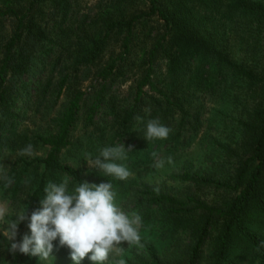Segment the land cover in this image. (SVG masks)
<instances>
[{"label": "trees", "instance_id": "16d2710c", "mask_svg": "<svg viewBox=\"0 0 264 264\" xmlns=\"http://www.w3.org/2000/svg\"><path fill=\"white\" fill-rule=\"evenodd\" d=\"M136 1L106 0L89 25V15L80 25H70L71 0H0L16 5L0 10L15 18L0 45V167L1 158L25 139L17 126L31 111L32 88H39L34 110L46 102L54 109L65 90L86 81L98 61L99 90L90 99L72 90L49 117L50 132L37 137L48 150L43 159L31 161L42 164L43 173L29 196V215L49 182L66 179L71 192L76 182L108 181L121 191L115 177L60 159L84 108L85 132L104 109L115 128L112 146L115 138L126 137L134 150L149 146L153 154L189 146L203 127V100L208 99L219 105L209 116L215 122L228 120L239 135L235 150L218 143L215 150L236 160L233 176L204 178L198 171L192 174L188 163V169L168 177L186 187L220 190L225 198L209 205L189 190L175 194L144 181L132 184L130 193H120L124 206H134L141 230L157 228L155 235L173 242L157 249L139 231L143 246L125 264H264V248L256 250L264 241V0H147L146 9H136ZM112 41H120L119 53L104 61ZM128 70L136 79L135 96L116 110L112 87L127 81ZM137 115L143 122L134 119ZM156 118L172 131L166 139H145L146 122ZM19 162L25 161L18 158L15 164ZM14 172L2 184L10 187L5 177L12 180ZM6 244L0 235V247ZM9 258L10 264L32 263L18 252Z\"/></svg>", "mask_w": 264, "mask_h": 264}, {"label": "rangeland", "instance_id": "374dc122", "mask_svg": "<svg viewBox=\"0 0 264 264\" xmlns=\"http://www.w3.org/2000/svg\"><path fill=\"white\" fill-rule=\"evenodd\" d=\"M104 1L106 0H71L67 23L70 25H72V23L74 25H80V23L83 21L82 19L85 16H90L91 18H87L85 23V25H89L90 21H92V17L98 13V5ZM145 1L147 0H137L135 2L136 9H146L148 4H146ZM24 3L25 4L22 5L27 8L28 3ZM14 6L16 8L15 4ZM14 6H12V4L9 2L0 3V10L2 12L7 11V8ZM14 22L15 18L10 13L4 16L0 15V45H2L3 42L9 37L10 30ZM148 25H150V23ZM148 27L149 26L146 28L148 29ZM119 45L120 41L111 42L112 48L110 51L105 53L104 61L109 58L110 53H113V55L119 53ZM135 61L137 63L139 62L138 60ZM98 70L99 61L97 64L92 66V70L90 71L89 77L86 81L77 83L73 89L65 90L64 95H61L54 109L49 107L50 102H46L44 105L46 108L42 106L39 111H37V109L34 110L36 105V93L39 88H32L30 91L32 93L29 96V99L32 96V99H30L32 102L31 111L24 114L26 120L22 121L20 126H17V132H19L21 136H25V139H22L23 141L20 140L18 142L20 145L14 146L11 151L7 152V154L1 158L0 208L5 210V214L3 218H0V235L4 236L6 239H8V237L7 233L5 232V228L7 227L8 221L14 219L15 216L24 208H27L28 210L29 205L27 203L29 196L35 189L38 177L43 173L42 164L31 163L34 158L43 159L47 154L48 149L37 140L38 135H46L50 132L48 130L49 117L53 115V112L58 109L59 105L64 100H66L67 97L71 96L72 90L82 91L85 93V97L89 99L99 90V77L96 76ZM79 71H82V67H80ZM135 72H137V68H135ZM125 75H127V81L125 83L120 84L117 82L112 87L118 99L117 103L115 104L116 110H120L130 104L133 100V97L135 96V76L129 70ZM79 76H81V73H79ZM49 98L50 97L47 99ZM21 101V99L18 100V103H21ZM203 103V127L191 141L190 145L184 148L173 149L170 151L165 150L164 148L160 152L156 153V157H153L149 150V146L142 148L141 150H134L133 144L131 142L126 143V141H128L126 137L123 139L115 138V145L122 142L126 149L128 146H132V151L127 153V159L123 161H117V163L125 164L132 175L123 181L116 178L121 183V191L117 192V188H113V191L116 193L114 203L125 213L131 215L133 212L136 213V210L133 209L134 206L132 204L124 206L125 204H123V200H120V193H130L132 184L138 183L139 181H144L148 184H154L167 188L175 194H182L189 190L194 193L196 197H199L209 205H219L222 203V198H225L226 195L222 194L220 190H215L209 187H186V185L183 183L170 181L168 177L170 173L178 172L180 174L184 170L188 169V163H192L191 165H193L191 169L192 174L193 172L198 171L204 178H212L214 180L224 181L227 178H231L234 174L236 169V160L231 159L230 157L225 156L224 153H220L219 151L215 150L217 148V143L235 150L236 145L239 143V135L237 136V134L234 133L235 127L232 125V123H229L228 120H223L222 118L221 120H217V122H215V120L212 119V114L209 116V110L219 106L217 103L212 104L208 99H204ZM85 110L86 108H84L80 113V120L72 133L71 145L62 151L60 159L62 163L75 168L84 167L88 171L103 173L102 171L89 168L87 163L83 160L85 159V153H91L94 158L99 154V149L105 146H112L111 142H113V136L115 135V128H112V116H110L111 114L105 113V111H103L104 109H101L100 111L98 110L94 118L95 125L88 128L87 132H85L83 130L82 122V118H85L86 116ZM207 119H210V124L207 123ZM103 126H106L107 128L104 131L101 129ZM215 127L217 128L216 130L212 129ZM28 144L33 146V153L31 155H21V150L24 149ZM168 157L172 158L171 164L167 163ZM18 158L24 159L25 162H19L18 164H15V161ZM159 160L165 161L163 167H155ZM11 170H15V172L12 179L13 181L10 187H8L5 184H2V179ZM18 180L19 183H17ZM64 181H66V179H64ZM17 184L18 188L16 187ZM90 184L99 185L97 182H91ZM15 189L17 191H15ZM43 197L44 196H42L40 199H43ZM141 224L138 226L139 231L143 233L142 236L153 247L157 249L164 248L165 243L170 244L173 242V239H166L167 241H165L159 236L155 235L157 233V228H150L147 231L141 230ZM25 233L30 234L29 229L27 228V223L22 222L18 226L17 241ZM58 243V239L53 242L54 245H58ZM122 246L124 247L123 251L118 252L113 250L109 254V260L104 262V264H116V262L119 260L125 261L129 257L135 256V251L140 250L141 247L136 244L128 243H125ZM8 247L9 244L1 245L0 247V264L11 263L9 258L10 252L7 250ZM89 255H91V253H89ZM52 256L54 257L52 262L50 260L41 261L39 260V257L30 256L32 263L29 262L26 264H74V262L70 259V250L66 247H60L59 250H54ZM80 264H93V262L85 257L80 262Z\"/></svg>", "mask_w": 264, "mask_h": 264}, {"label": "clouds", "instance_id": "9594fccd", "mask_svg": "<svg viewBox=\"0 0 264 264\" xmlns=\"http://www.w3.org/2000/svg\"><path fill=\"white\" fill-rule=\"evenodd\" d=\"M134 119L143 122L139 115ZM171 131L158 118L149 119L146 122L145 139H166ZM131 151L132 146L126 149L121 142L116 146L99 149V154L94 158L91 153H85L83 161L89 168L123 181L132 173L125 164L117 161L126 160L127 153ZM32 153L31 144L21 150V155ZM152 155L156 157V153ZM167 163H172L171 157L167 158ZM164 164V160H159L155 167H163ZM5 179L8 184L12 183L11 179ZM43 191L45 195L39 200V207L30 215L27 208H24L14 219L8 221L5 232L9 241L7 250L11 254L18 252L52 262L53 251L66 247L70 250V259L74 264H80L85 257L93 264H104L113 250L122 252V245L125 243L143 246L138 227L141 216L135 212L129 215L114 203L116 193L110 182H101L99 185L87 181L76 182L71 192L67 181L59 184L49 182ZM154 191L158 192L159 189ZM4 214L5 210L0 208V218ZM22 222H27L30 234L25 233L17 241L18 226ZM57 239L59 243L54 245L53 242ZM260 248H264V241L260 242L256 250L259 251ZM116 264H125V261L119 260Z\"/></svg>", "mask_w": 264, "mask_h": 264}]
</instances>
